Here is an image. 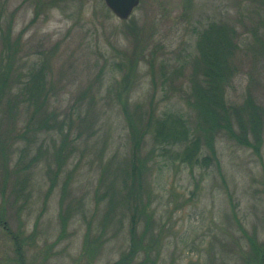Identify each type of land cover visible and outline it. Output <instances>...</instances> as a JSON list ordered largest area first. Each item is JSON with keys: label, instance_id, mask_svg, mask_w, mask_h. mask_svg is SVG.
<instances>
[{"label": "rangeland", "instance_id": "1", "mask_svg": "<svg viewBox=\"0 0 264 264\" xmlns=\"http://www.w3.org/2000/svg\"><path fill=\"white\" fill-rule=\"evenodd\" d=\"M258 2L140 0L131 17L123 20L109 9L105 0H0V61L2 39H20V45H16L20 59H15V63L19 61L27 67L33 61L47 59L49 81L61 87L58 101L65 108L72 103L82 105L83 110L90 107L99 117L94 126L97 133L84 135L78 141L75 157L68 162L66 172L65 167L60 172L48 197L50 181L45 170L51 156L47 157L46 152L39 157L38 165L32 167V173L24 174L31 198L15 200L11 184L4 194L0 192V211L7 210V222L11 231L17 232L25 264H87L84 253L87 223L91 221L101 231L109 206L107 200L97 209L94 200L102 168L107 164L112 167L114 164L109 163L112 156L125 154L128 149L124 115L120 104L111 99L108 88L119 85L124 71L131 66V58L138 64L130 102L140 101L147 106L152 85H186L183 80L191 70L189 58L196 55L198 30L209 22L230 20L242 30L254 25L259 38L248 42L260 46L264 26L258 22L255 11ZM133 24L142 34L138 46L144 51L137 53H132L136 42L129 27ZM247 46L250 44L244 46L246 51L239 52L241 70L227 93L229 102L238 105L244 102L249 86L256 99L264 103V53L248 50ZM145 51L146 56L142 57ZM151 51L154 68L150 63ZM90 85H95V91L102 85L101 96L94 106L89 105L90 96H81ZM175 100L176 97L170 102ZM216 147L221 168L215 165L204 170L196 168L193 174L201 186L194 195L196 181L189 168L169 161L154 174L158 193L156 217L165 226L159 264H235L249 243L246 234H257L259 241L264 239V144L262 158L251 148L222 135L217 138ZM68 172L73 176L63 206L65 209L70 204L73 214L68 217L65 234L61 197ZM232 200L246 234L239 229L232 213ZM20 204L23 208L17 212ZM117 208L109 213L93 264H111L127 251L128 219L122 226L118 219L123 210ZM143 227L144 221L140 228ZM5 232L0 225V264H17L14 246ZM239 239L242 247L237 245ZM223 243L232 248L226 250Z\"/></svg>", "mask_w": 264, "mask_h": 264}, {"label": "trees", "instance_id": "2", "mask_svg": "<svg viewBox=\"0 0 264 264\" xmlns=\"http://www.w3.org/2000/svg\"><path fill=\"white\" fill-rule=\"evenodd\" d=\"M255 11L258 22L264 26V0H259ZM129 30L136 42L132 53L144 51L138 46L142 36L139 28L133 24ZM198 31L196 55L189 58L191 70L187 81L183 80L186 85H152L147 106L140 101L131 103V84L138 64L135 58H131V66L124 71L121 82L118 81L119 85H110L108 88L111 99L120 104L124 115L128 149L125 154L112 156L109 160V163L114 164L112 167L107 164L102 168L94 200L97 209L107 200L109 206L106 208L101 231L91 221L87 223L84 243L87 264L94 263L96 250L100 246L98 242L102 239L101 232L107 225L109 213L111 215L116 207H122L123 210L118 219L122 226L128 219L129 234L127 251L111 264H159L165 226L156 217L155 202L158 193L153 179L155 172H160V165H168L169 161L174 165L178 163L179 166L189 168L192 174L196 168L204 170L213 165L220 170L216 141L221 135L251 148L255 155L262 158L264 103L256 99L250 86L241 105L229 102L227 93L241 70V63L237 60L239 52L249 43L248 50L253 48L264 53V41H261L260 46L258 43L248 42V39L258 40L257 28L253 25L242 30L230 20L211 21ZM2 44L0 192L4 194L11 184V194H14L15 200L19 197L26 200L31 198L28 178L24 174L29 176L32 167L38 165L41 154L46 152L47 157L51 156L46 161L45 170L50 181L46 194L48 197L60 172L64 167L66 172L68 162L75 157L78 141L84 135L97 133L94 126L99 117L90 107L83 110L82 105L72 103L65 108L63 102L58 101L62 96V91H59L61 87L51 85L47 59L33 61L26 67L19 64V61L15 63V59H20L16 46L20 45V39H2ZM153 52L151 51L150 63L154 68ZM145 53L146 51L142 57L146 56ZM181 69H184V65ZM181 72L176 71L178 75L183 74ZM94 86L90 85L81 94L83 97L90 96L89 105L93 106L102 90V85L96 91ZM174 97L176 100L170 102ZM72 176L71 172L65 174L61 197V218L65 234L69 225L68 217L73 213L70 204L65 209L63 204L69 193ZM193 177L196 181L195 191L192 193L194 195L201 182L196 180L194 174ZM6 202L4 195L2 203L5 205ZM22 208L23 204L18 205L17 212ZM231 208L239 229L246 234L244 224L237 217L233 200ZM8 216L7 210L3 208L0 211V225H3L6 236L14 246L16 263L25 264L22 244L20 241L17 244L18 235L11 231ZM142 221L144 227L141 229ZM32 235L35 236L34 233ZM245 236L249 243L244 247L242 257L235 260V264L242 263V259V264H264V239L259 241L257 234ZM241 244L239 239L237 245L242 247ZM223 246H226V250L232 248V245L226 243Z\"/></svg>", "mask_w": 264, "mask_h": 264}, {"label": "water", "instance_id": "3", "mask_svg": "<svg viewBox=\"0 0 264 264\" xmlns=\"http://www.w3.org/2000/svg\"><path fill=\"white\" fill-rule=\"evenodd\" d=\"M105 3L117 17L127 20L140 4V0H105Z\"/></svg>", "mask_w": 264, "mask_h": 264}]
</instances>
